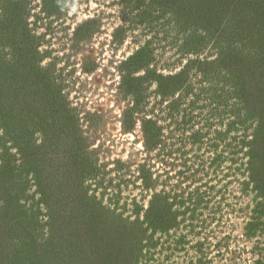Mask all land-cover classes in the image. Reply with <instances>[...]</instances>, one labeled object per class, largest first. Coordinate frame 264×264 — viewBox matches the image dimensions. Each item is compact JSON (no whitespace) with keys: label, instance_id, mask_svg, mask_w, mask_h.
Wrapping results in <instances>:
<instances>
[{"label":"rangeland","instance_id":"rangeland-1","mask_svg":"<svg viewBox=\"0 0 264 264\" xmlns=\"http://www.w3.org/2000/svg\"><path fill=\"white\" fill-rule=\"evenodd\" d=\"M0 264H264V0H0Z\"/></svg>","mask_w":264,"mask_h":264},{"label":"trees","instance_id":"trees-1","mask_svg":"<svg viewBox=\"0 0 264 264\" xmlns=\"http://www.w3.org/2000/svg\"><path fill=\"white\" fill-rule=\"evenodd\" d=\"M260 76V75H259Z\"/></svg>","mask_w":264,"mask_h":264}]
</instances>
